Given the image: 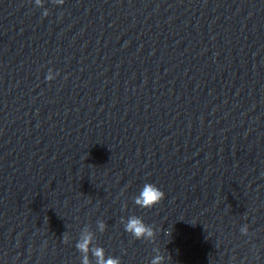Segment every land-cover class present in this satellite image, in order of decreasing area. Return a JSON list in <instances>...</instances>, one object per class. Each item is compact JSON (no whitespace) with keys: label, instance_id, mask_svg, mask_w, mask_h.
Returning a JSON list of instances; mask_svg holds the SVG:
<instances>
[{"label":"clouds","instance_id":"clouds-1","mask_svg":"<svg viewBox=\"0 0 264 264\" xmlns=\"http://www.w3.org/2000/svg\"><path fill=\"white\" fill-rule=\"evenodd\" d=\"M56 5H63L65 0H52ZM37 7H43V0H34ZM42 15L47 17L49 15L48 9L44 8ZM57 73L49 70L45 79L52 81L56 78ZM165 199V193L154 183H145L137 195L133 197V202L136 206L145 209H151L160 204ZM120 223L123 224L124 231L130 234L136 240H145L154 242L157 237V229L152 225L144 222L142 217L130 215L126 219L121 217ZM106 223L103 220L96 222V229L103 233L106 230ZM240 233L244 236L249 235V226L244 224L240 227ZM63 242H68V236L65 232L62 236ZM96 234L85 226L75 244V248L80 253L81 264H122L120 257L106 256L105 249L95 243ZM155 255L150 260L149 264H168L171 261V256L167 255L159 248H154Z\"/></svg>","mask_w":264,"mask_h":264}]
</instances>
